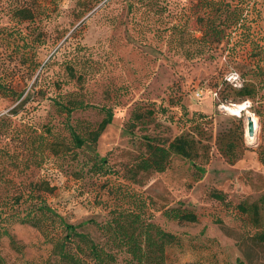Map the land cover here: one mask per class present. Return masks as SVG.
<instances>
[{"label": "rangeland", "instance_id": "rangeland-1", "mask_svg": "<svg viewBox=\"0 0 264 264\" xmlns=\"http://www.w3.org/2000/svg\"><path fill=\"white\" fill-rule=\"evenodd\" d=\"M230 1H241L252 43L238 31L218 41L217 30L208 29L218 19L206 23L205 0H0V84L7 91L0 93V210L19 199L22 216L42 199L77 231L112 249L114 264H135L113 250L110 231L99 229L110 224L115 205L129 206L122 197L127 189L148 197L146 221L174 236L163 264H264V247L253 240L264 232V163L255 154L260 126L249 100L232 101L240 86L225 79L230 73L240 85L260 79L252 69L264 57V0ZM16 5L29 8L32 19L13 18ZM72 92L87 106L66 114L58 103ZM243 102L257 129L247 143L242 112L247 150L229 164L215 138L239 116L221 105ZM104 108L113 117L95 147L75 148L72 132L94 129ZM192 113L202 116L191 120ZM181 133L197 143L195 156L173 155L163 172L138 173L133 183L121 179L148 144L166 146ZM53 141L63 144L58 156L47 148ZM99 159L101 170L94 166ZM242 202L260 205V227L237 210ZM178 206L197 221L162 215ZM3 228L18 249L1 236L0 264H56L38 229L0 222Z\"/></svg>", "mask_w": 264, "mask_h": 264}, {"label": "trees", "instance_id": "trees-1", "mask_svg": "<svg viewBox=\"0 0 264 264\" xmlns=\"http://www.w3.org/2000/svg\"><path fill=\"white\" fill-rule=\"evenodd\" d=\"M206 23L218 19V23L208 24L210 31L217 30L214 36L217 40H222L233 32H239L240 40L252 43L250 39V26L243 22L244 7H241V1L232 3L230 0H205ZM13 18L18 22H26L32 19V13L29 8L22 5H16L10 10ZM216 14V15H215ZM233 50V48H232ZM264 54V50L262 51ZM252 72H256L260 77L256 82L243 83L238 89H233V95L236 99L232 101L249 100L250 108L253 109L258 117L260 126L259 142L255 149L256 158L260 163H264V57L256 62ZM72 76L73 73L71 72ZM65 92V91H64ZM0 93L7 95V91L0 84ZM64 102L58 103V108L70 114L79 109H85L84 104L75 96L77 93H64ZM68 94V95H67ZM104 116L97 126L87 130L84 134L72 132V142L75 148H80L84 144L94 148L99 136L105 128L111 123L113 113L111 109H103ZM185 112V111H184ZM185 116V115H184ZM187 116V114H186ZM200 114L192 113L191 120L201 117ZM231 125L219 131L215 142L217 151L224 160L233 164L240 159L247 147L243 138V122L241 117H235L230 120ZM196 142L188 133H181L174 137L165 145H147V153L133 167L126 170V174L121 176L123 181L135 182L138 173L163 172L170 161L171 156L175 155L185 159H191L197 154ZM63 144L60 141H53L48 145V150L53 156L61 153ZM99 170L103 169L105 163L103 159L95 162ZM125 187L126 186H120ZM121 190V189H120ZM122 192V197H127L129 206L115 205L111 211L110 224L99 226V229H105L112 233V246L116 252H123L130 256L135 264H163L165 246L174 241V236L155 227L147 222L143 207L149 204L148 197L130 193L127 189ZM216 198L222 199L221 195ZM19 199L6 203L4 209L0 210V222L30 224L40 231L42 236L51 243L52 252L57 257L56 264H114L115 255L112 251L106 250L94 243L85 233L77 231L76 226L66 223L63 218L50 211L42 199L32 201L26 212L20 216L17 211ZM237 210L246 217L249 225L260 227V205L257 202L239 203ZM162 215L169 220L176 222H196L195 213L180 206L167 208ZM64 234V235H63ZM1 236H6L13 249H18L15 240L6 228L0 232ZM254 243L259 247H264V232L253 235ZM84 256H88L92 263L87 262Z\"/></svg>", "mask_w": 264, "mask_h": 264}, {"label": "bare ground", "instance_id": "bare-ground-1", "mask_svg": "<svg viewBox=\"0 0 264 264\" xmlns=\"http://www.w3.org/2000/svg\"><path fill=\"white\" fill-rule=\"evenodd\" d=\"M242 106L243 105L241 103L240 104L239 103L238 104H234V105H231V104H229V105H221V107H223V109H225L228 112H231L232 114L233 113L234 114L238 113V110L240 108H242ZM242 112H244V118H245L244 120H245V123H246L247 116L251 115V114L246 109H243ZM241 113H238V114L242 115ZM251 116H252V119L254 121V127H255L254 136H255L256 129H257V123H256L255 117L253 115H251ZM244 135H245V139H246L247 143H251L254 140V136L253 137L246 136V129H244Z\"/></svg>", "mask_w": 264, "mask_h": 264}, {"label": "water", "instance_id": "water-1", "mask_svg": "<svg viewBox=\"0 0 264 264\" xmlns=\"http://www.w3.org/2000/svg\"><path fill=\"white\" fill-rule=\"evenodd\" d=\"M241 104L243 106H242V108H240L238 110V113H241L243 111V109H246L247 107H249L248 102H243ZM231 105H234V104H231ZM238 113H236V114L233 113V115L240 117V114H238ZM245 129H246V136H248V137H253L254 136L255 127H254V121H253L251 115H248L247 118H246Z\"/></svg>", "mask_w": 264, "mask_h": 264}, {"label": "built area", "instance_id": "built-area-1", "mask_svg": "<svg viewBox=\"0 0 264 264\" xmlns=\"http://www.w3.org/2000/svg\"><path fill=\"white\" fill-rule=\"evenodd\" d=\"M225 79H226L227 82H229L233 86H240L239 77H238V75L236 73H230L229 75H227V77ZM196 94L199 97V96L202 95V91L199 90Z\"/></svg>", "mask_w": 264, "mask_h": 264}]
</instances>
